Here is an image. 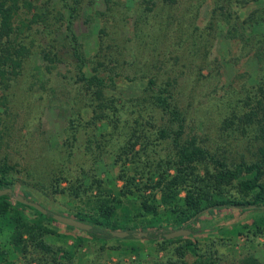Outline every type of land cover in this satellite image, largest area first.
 <instances>
[{"label":"rangeland","instance_id":"obj_1","mask_svg":"<svg viewBox=\"0 0 264 264\" xmlns=\"http://www.w3.org/2000/svg\"><path fill=\"white\" fill-rule=\"evenodd\" d=\"M29 1L32 8L36 4L50 14L52 24L49 29L54 39L49 45L54 54L47 58L51 61L48 63L35 43L32 53L24 58L19 74L9 79L7 85L0 82V166L7 163L5 177L10 180V185L16 193L28 192L31 198L44 206L65 214L78 211L89 214L97 203L96 198L103 199L112 207L108 217H104L105 221L114 220L121 229L164 231L178 228L181 217L178 211L187 207L185 190L176 191L172 200V203L176 202L173 210L170 202L162 201V188L157 185L163 174L156 168L159 162L156 159L159 155L165 157L171 154L173 149L169 139H161L163 142L154 146L147 145L142 140L144 136L136 141V136L126 133V130L137 127L135 112L121 110V120L115 121L117 129L124 133L120 138L125 141L128 138L126 135L131 137L127 140L126 152L122 154V160L131 165L125 173L131 176L130 190L118 196L125 182L118 173L125 167L122 160H115L113 152H105L93 168L96 177L101 178L106 186L113 187L111 195L118 196L116 200H107L99 194V190L104 192L106 189L98 188L96 182L91 187L93 177L89 173H83L84 180H80L74 176L79 171L75 168L77 166H69L63 173H58V166L51 162L53 147L63 144L67 149L65 130L71 116L80 119L81 123L90 120L85 128L97 131V134L114 128V123L105 119L92 121L90 96L84 92L82 83L75 81L78 60L73 54L74 39L65 28L66 20H54L59 13L67 16L68 5H75L72 28L86 57L84 68L89 73L96 68L105 77L114 76L118 85L128 88L126 91L132 89L128 86L132 81L126 78V75L132 74L128 63L131 60L136 62L134 66L150 69V73H156L163 81L177 79L176 91H179L181 102L189 108L186 132L197 133L201 143L209 150L234 158L251 156L257 141L252 125L247 127V132L241 131L243 122L239 117L248 106L242 101L237 102L241 95L238 91L240 86L246 82V77L249 85L252 84L257 70L255 62L245 58L248 47L243 46L238 36H230L224 24L209 27V2L197 9L195 1L189 9L185 6L189 0H178L172 5H169V0ZM17 2L19 15H30L27 12L28 0ZM146 4L151 7L150 11ZM239 14L242 15L241 11ZM135 19L138 21L135 22ZM192 21L198 24L202 33V40L198 38L196 43H192L191 35H186ZM35 26L41 27L39 23ZM49 29L44 31L48 33ZM30 35L39 38L45 33L40 30ZM29 39L25 38V42L28 43ZM132 42L133 48L129 50ZM204 51H208L206 56ZM79 86L81 93L77 96ZM230 87L232 92L229 93ZM131 102H126L129 108L133 106ZM125 118L126 121H123ZM142 121L150 126L144 118ZM147 133L154 136L151 128ZM142 142L146 145L144 149ZM122 143L119 141V145ZM147 153L156 158L155 166L150 168L143 165V157ZM191 168L199 174L198 186L201 188L198 191L202 195L211 194L212 199H254L255 189L244 191L239 187V180L251 176V172L244 171L231 181H216L208 176L201 163H195ZM173 173L175 168L171 167L165 175L170 177ZM55 178L59 179L58 184ZM71 183L85 188L80 196L70 191ZM7 201L6 210H0L2 264H55L44 258L45 253L34 245L27 231L22 232L21 244L13 242L16 217L34 227L39 225L43 229L42 238L56 253H62L59 249L68 252L71 258L59 255L62 264H190L197 256L213 264H264L262 206L244 210L210 206L192 222L196 229L194 233L171 239L114 235L107 240H99L86 232L67 227L61 221L46 219L35 209L17 203L12 194ZM143 201L148 208L142 206ZM206 202L204 200L202 204ZM188 241L192 242L189 247L186 245Z\"/></svg>","mask_w":264,"mask_h":264},{"label":"trees","instance_id":"obj_2","mask_svg":"<svg viewBox=\"0 0 264 264\" xmlns=\"http://www.w3.org/2000/svg\"><path fill=\"white\" fill-rule=\"evenodd\" d=\"M78 1L79 0H73L74 3ZM142 1L155 2L156 0ZM169 1V5L178 2V0ZM195 1L197 2V9L201 4L209 2L211 5L209 9V15L211 17L208 20L209 27H217L220 24H224L226 32H229L228 34H230V36H238L243 46L248 47L245 51V58L256 64L257 70L254 73L252 84L249 85L246 77V82H244L243 86H240L238 90L241 95L238 97L239 99H237V102L242 101L245 106H248V109L239 117L243 122L240 129L245 133L248 130L247 127L252 125V130L255 132L253 136L257 140L256 143H254V150L251 156L245 157L243 155L244 157L234 158L217 150L211 151L201 143L197 133L186 132L189 123V108L188 105L181 102L179 91H176L178 90V88H176L177 79L172 78L173 81H163L159 79L156 73H150V69L134 66V63H136L134 60L129 62L126 61L132 68V74L130 75L128 73L130 77L126 75L127 80L132 81V83L128 85L132 87L129 91H126L128 88L118 85L114 76L108 75L105 77L101 75L96 68H94V72L89 73L84 68L86 65V57L81 50V44L77 41L73 33L72 18L75 16L76 11L75 5L73 4L67 7V16L59 13V16H57V19L54 21L61 19L62 22L63 19L66 20L65 28L71 33V37L74 39L73 54L78 60V73L75 81L81 82L84 92L88 93L90 96L89 102L92 105V121L95 122L96 120L105 119L107 122L114 123V128L101 130V132L97 134V131L85 128V126L90 123V120H85L81 123L80 119H73L71 116L65 130L67 138L65 141L68 143L66 146L67 149L64 148L63 144L56 145L53 147L51 155V162L55 166H58V173H63L69 166H77L75 168L79 171L74 174L77 179L84 180L85 172L89 173L93 177L90 182L91 187H93V182H96L99 186L98 188L102 187L106 189L104 192L99 190V194L104 195V198L107 200H116L118 196L125 194L127 192L126 190H130L128 185L131 184L132 180L130 175L125 174L126 168L129 169L131 165H127L126 161L122 160V154L126 152L127 140H131V137L126 135L128 138H125V141H123L124 138H120V136H124V133L117 129L115 121L121 120L119 114L121 110L129 109L135 112L137 116L135 121L137 122V127L131 131L126 130V133L130 132L133 136H136V141L144 136L142 140H145L144 142L147 145L151 144L155 146L163 142L161 139H169L173 152L167 154L165 157L159 155L158 159H156L152 153H147L143 157V165L150 168L155 166V159L159 161L156 163V168L162 171L163 176L158 179L157 185L162 188V201L165 203L170 202L171 209L174 210V205H176L175 201L172 203L173 198L177 194L176 191L181 188L185 190L184 201L187 207L181 208L178 211L181 216L179 227L189 228L191 230L190 233L196 231L192 222L197 220L210 206L213 208H238L244 210L252 206H261L264 203V179H262L264 174V0H189L185 5L186 8L191 9ZM27 3V12H29L30 15L21 17V15H19L20 13H18L19 5L17 0H0V82L5 85H7L9 79L19 74L24 58L32 53L31 49L35 47V43L41 48L44 60L48 63L51 61L47 58L50 59V55L54 54L49 45L51 39H54V36L51 34L52 30L49 29L52 24L49 20L50 14L44 11L43 8L38 7L39 5L35 4L32 8V2L29 0ZM65 4L68 3L65 2ZM146 8L148 11L151 9L147 4ZM239 11H241L242 15L239 14ZM141 12L142 11H140L137 16ZM137 19H135V22L138 21ZM140 19L141 18H139V21H142ZM38 23L41 27L35 26V24ZM47 29H49L48 33L44 31ZM40 30L45 33V36L38 38L37 36L34 37L30 35V33H37ZM53 31L56 32V29H53ZM196 33H198V36H196ZM186 35L192 36V43H196L197 39L202 37L199 26L195 21L189 24ZM29 37L30 39L28 43H26L25 38ZM101 38L100 36L99 39ZM128 40H130V38H128ZM200 40H202V38ZM48 45L49 48H47ZM128 48L129 50L133 48V42ZM206 52L208 51H204V56H206ZM46 68L49 69L48 64H46ZM201 70L202 69H200V71ZM116 72L120 74V70ZM216 72L215 70L214 73ZM209 73L212 74V72ZM39 77L40 76H38V78ZM78 88L76 92L77 96L81 93V86ZM124 90L126 91L125 93ZM230 92H232L231 87L229 88V93ZM127 101H132L131 104L133 106L131 108L128 107L129 104L126 103ZM76 113L79 114L80 111ZM142 118H144L150 126H147L145 122L142 121ZM122 120L126 121V118ZM149 128L154 132L153 137H151V133L147 135V130H149ZM156 132L157 134H155ZM119 141L123 143L119 145ZM145 143H143V149L146 147ZM153 150L156 151V148ZM138 151H134V153ZM105 152H113L115 154V160H122V165L125 167V171L121 168L120 170H122V172L118 173V176L125 179L123 187L119 189L118 196H112L111 188L113 187L106 186L104 181L96 177L93 171L94 164ZM130 160H132L131 157ZM195 163H201L203 168L208 171V176L216 181H231L240 177L244 171L251 172V176L239 180V187L244 191L255 189L253 195L254 199L252 201L236 198L212 199L213 196L211 194L202 195L201 191H198V189L201 188L198 186L200 179L199 174L194 173L191 168ZM7 167L8 165L6 162L0 166V187L10 185V180L5 177ZM171 167L175 168V173L169 177L168 175L170 173L165 175V172H169ZM54 181H56L57 184L59 183L58 178H55ZM71 186L70 191L74 195L80 196L81 192L85 190L84 187H81V184L71 183ZM124 188H126L125 192L122 193ZM21 194L31 198L28 192H23ZM9 196L10 193L0 195L1 211L6 210ZM204 200H207V202L203 205L202 203ZM96 201L97 203L93 206V211L89 214L81 211L69 214L91 223L92 226L89 229L78 228L66 223L63 224L78 231L86 232L95 239L107 240L114 236L111 233V229H121V227L118 226L114 220L105 221L104 219V217H108L107 214L109 215L108 211L112 208L111 204H107V202L105 203L103 199L100 200L99 198H96ZM17 203L35 209L37 213L48 220L57 221L51 215L54 210L50 208L47 213H43L37 208L21 201L17 200ZM142 206L148 208V204L145 201L142 202ZM152 210H154V208H152ZM16 218L13 236V242L15 244L22 243V232L27 231L34 241V245L45 253L44 258L49 259L50 262L62 264L63 262L59 260V255H65L71 258L66 250L59 249L62 253L58 254L50 244L44 241L42 238L43 229H41L39 225L34 227L24 222L21 217ZM126 229L129 230V234L126 235L127 237L136 236L132 232L134 231L133 229ZM146 231L147 234L142 235L143 237L157 239L162 236V238L171 239L164 235L166 231H169L168 229L164 231L158 229ZM186 245L189 247L192 245V242L188 241ZM48 255L51 256V258ZM1 260L0 257V263ZM190 264L213 263L210 261L205 262L202 257L197 256Z\"/></svg>","mask_w":264,"mask_h":264},{"label":"water","instance_id":"obj_3","mask_svg":"<svg viewBox=\"0 0 264 264\" xmlns=\"http://www.w3.org/2000/svg\"><path fill=\"white\" fill-rule=\"evenodd\" d=\"M5 193L12 194L16 200L21 201L27 205L33 206L43 213H47L49 210L48 207L44 206L40 202H38L34 199H31L29 197H26L21 193H16L15 190L13 189V187L10 185L0 187V195L5 194ZM261 206L264 207V203ZM51 215L53 218H55L58 221H61L63 223H66V224H69V225H72V226H75L78 228L89 229L92 226V224L87 222V221H84V220L77 218L73 215L65 214L62 212L53 211L51 213ZM132 232L136 236H142V235L147 234L146 230H134ZM190 232H191V230L189 228L178 227V228L166 231L164 233V235L166 237L170 238V237H174V236H178V235L189 234ZM111 233L113 235H117V236H126L129 234V230H127V229H111Z\"/></svg>","mask_w":264,"mask_h":264}]
</instances>
